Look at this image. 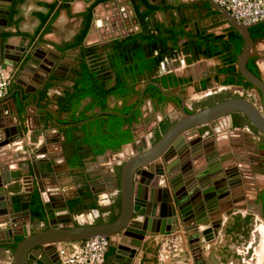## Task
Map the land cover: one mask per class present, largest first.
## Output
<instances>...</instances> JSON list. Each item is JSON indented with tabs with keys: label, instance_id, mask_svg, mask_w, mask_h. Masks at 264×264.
<instances>
[{
	"label": "crops",
	"instance_id": "crops-1",
	"mask_svg": "<svg viewBox=\"0 0 264 264\" xmlns=\"http://www.w3.org/2000/svg\"><path fill=\"white\" fill-rule=\"evenodd\" d=\"M3 3L4 10L9 13L7 26L2 29L5 35L0 33L1 37H5L6 51L2 64L6 65V70L10 73L11 82L6 95L0 98V117H10L11 121L8 122L13 125V117L17 115L22 135L14 142V148L19 149L21 143L26 141L28 145L23 152L33 151L41 146L44 150L39 152L36 160L44 162L41 163L43 173L40 176L30 170L25 183L19 180L3 185L5 199L2 202H5V207L9 210L8 225L14 231L20 224L34 219V211L23 205L29 202V189L42 185L46 187L47 206L51 212L55 202L53 189L62 190L63 187L65 190L61 193L71 192L68 196L62 195L63 199L68 198V209L75 222L81 223L86 219L87 222H95L97 219L107 221L110 215L119 212V205L115 202L119 194L120 171L115 174L111 170V164L114 161L119 165L122 156L130 149L125 153L122 151L121 157L117 154L98 156L93 162L84 163L81 167H65L62 158L57 155L61 151L60 146L66 151L71 149L66 135L75 125L76 122L73 121L80 111L68 109L65 97L75 87L79 65L92 64L95 68L96 61L89 59L91 52L103 50L113 41L102 42L103 37L114 32L110 18L114 19L116 30L120 29V23L124 28L130 26L137 30L130 15L131 8L136 17L138 13H143L138 20L140 26L143 23L145 28L163 33L170 29L176 31L177 45L187 43L190 37L208 35L220 36L223 41L232 26L208 0H146V3L141 0H5ZM93 9L96 23L88 35ZM87 17L90 18L89 23H86ZM85 39L90 45H84ZM216 45L223 46L222 43ZM259 53L264 54V39L252 48L251 55ZM221 55L226 54L223 52ZM186 58L185 55L174 58L169 62L168 68L171 73L186 80V84L175 87L186 99V104L202 98L209 89L222 88L220 84L225 77L218 73V57L203 59L196 56L191 62ZM216 79L217 84L214 82ZM224 88L229 89L231 86ZM152 115L159 118L157 113ZM212 130L216 134L215 145L223 146L224 150L246 149L249 147L247 140H258L248 125L235 124L230 115L222 122L213 124ZM137 131L139 136L145 135L144 127H138ZM204 135L206 133L202 137ZM14 151L8 156L18 165L23 157L17 150ZM250 155L253 159L260 158L259 154ZM52 171L54 178L47 173ZM45 175L49 177H44ZM88 177L90 181L87 182ZM86 182L91 184L93 193L99 198L90 211L84 206L78 209L80 201L75 196L78 191L88 189ZM9 198L10 206L7 204ZM257 219V216L254 217L256 225ZM163 240L165 241L148 239L138 250L132 264H184L176 252L180 244L178 239L167 237ZM77 244L76 241H69L61 246L71 252ZM2 247L3 245L0 246V264L8 263L7 254ZM107 255L106 252L105 258ZM189 260L188 258L186 264H191Z\"/></svg>",
	"mask_w": 264,
	"mask_h": 264
},
{
	"label": "water",
	"instance_id": "water-1",
	"mask_svg": "<svg viewBox=\"0 0 264 264\" xmlns=\"http://www.w3.org/2000/svg\"><path fill=\"white\" fill-rule=\"evenodd\" d=\"M4 1L0 0V33L8 23L9 12L4 10ZM115 1L111 0V2ZM208 2L242 36L244 45L237 55L236 67L240 75L259 92L260 105L257 106L250 99L239 96L219 101L192 112H186L181 95L168 94L158 82L149 80L141 87L140 99L146 87L153 85L164 96L180 98L181 117L174 121L156 142L150 145L146 144L143 137H139L136 125L130 127L134 141L129 143V146L135 148L136 143L140 140L141 151L134 149L135 151L130 153L128 157L122 156L125 159L120 169L118 186L120 210L117 217L111 222L98 224L91 222L76 225L65 200L54 202L52 204L53 212H51L48 209L45 194L37 187L45 216L34 218L33 222L28 220L24 225L23 223L20 224L21 227L15 228L14 231H11L7 222L9 210L5 207V202H2L5 199V186L3 185L18 180L25 183L29 177L30 167L36 174L35 166L39 162L36 160L39 152L44 150L41 146L33 151L23 152L24 147L28 145L26 141L21 143L19 149L14 148V142L16 143L18 137L22 135L17 115L13 117V125L8 122L11 121L10 117H0V246L3 245L2 248L7 254L8 261L4 264H62L59 247L63 242L76 241L81 243L95 236L107 240V252L113 248L112 254L108 255L102 264H132L138 250L143 247L148 239L154 238L161 242L167 237L177 239L180 228L179 220L184 231L187 229V225L195 227L193 226L195 224H206V221L197 219L196 207L199 204H196V191L192 185L198 181L195 172L200 170L202 166H195L194 162L195 160L198 161L197 158L202 153H208V156L205 155L206 161L213 159L208 163L209 169L198 181L204 186L205 183L218 178L219 159L222 158L220 155L224 149L223 146L215 145L216 134L214 131L204 138L202 135L192 138L190 136L192 130L214 122L220 123L227 116L238 112L249 120L261 136H264V81L246 66L253 48V41L248 29L254 24L240 23L226 8L214 0H208ZM124 15L126 14L124 13ZM130 15L137 30L130 26L124 28L121 23L119 24L120 29L116 30V25L113 23L114 19L110 18L114 32L103 37L102 42L121 39L141 31L133 8H131ZM260 22H264V20ZM95 23L96 16L93 9L88 35L93 31ZM86 39L84 45H90V43H86ZM5 53L4 37L0 36V67L4 69H6V65L2 62ZM186 59L188 62L192 61L190 56H187ZM14 149L23 157L18 165L8 156V154L15 152ZM121 152L122 150L114 154L121 157ZM207 157L209 158L207 159ZM39 170H41L40 167ZM11 172L14 175H11ZM47 173L54 178L53 171ZM21 174L22 176H20ZM209 185L208 193L210 194H208V198L204 197L205 202H212L215 195V192H212L214 189L212 183ZM206 189L207 186L199 191L207 194ZM33 191L34 187H31L29 189L30 199L33 196L31 195ZM7 204L11 205L10 198L7 200ZM192 205H194L193 209ZM191 213H194L192 218ZM32 224L38 227L37 231L32 232ZM15 235L20 236L21 240L17 241Z\"/></svg>",
	"mask_w": 264,
	"mask_h": 264
},
{
	"label": "flooded vegetation",
	"instance_id": "flooded-vegetation-1",
	"mask_svg": "<svg viewBox=\"0 0 264 264\" xmlns=\"http://www.w3.org/2000/svg\"><path fill=\"white\" fill-rule=\"evenodd\" d=\"M3 31H1L2 33ZM136 34V33H134ZM2 35H5V33H2ZM133 35V34H132ZM129 36V35H128ZM5 38V37H4ZM116 40V39H115ZM262 39H258L254 41L253 47L260 42ZM171 46V45H170ZM186 43L182 45H178L176 48H170V54L167 53L166 56L162 59L159 67L156 69L155 74L149 75L148 72L142 76L140 82L136 85V89L141 88L146 82L149 80L157 82L155 79L159 78H168V85L167 86H162L165 90L166 93L168 94H178L181 95L179 91H177V88L186 84V82H182L180 84H177L176 82H173L171 80V77H179L176 76L174 73H171L168 68H169V62L174 60L176 56L180 55H185V56H190L193 60V56H197L198 53L203 51L202 48H192L190 46L191 53H186L185 52V47ZM95 51V50H94ZM91 57L89 59H93L96 61L94 64L95 69H99L100 72L104 73L103 74V79H104V85L106 88L111 87L114 84V72L115 70L113 69V66L110 64L108 60V56L112 55V52L110 51L109 47L104 48L103 50L91 52ZM198 57V56H197ZM250 57H255V63L257 66V72L256 76L260 77L264 81V54H257L255 56L251 55ZM249 57V58H250ZM203 59H210L213 57H208ZM220 62V68L223 66L221 64V60L218 58ZM249 60V59H248ZM248 62V61H247ZM79 68V67H78ZM78 70V69H77ZM225 77V76H224ZM217 84V79L214 81ZM224 80L221 82V89H209L202 98L207 97L211 94H215L220 91H227L228 88H224L225 86H231V87H237L241 88V86L237 85H228L223 83ZM160 85V81L158 82ZM153 86V85H152ZM157 88V87H156ZM175 88V89H174ZM179 89V88H178ZM243 90V89H242ZM141 91V89H140ZM253 91H255L258 96L259 92L253 88L247 91L248 94L253 95ZM245 92V91H243ZM72 95H75L74 90L69 92ZM161 93V92H160ZM243 94V93H242ZM161 95L164 97V99H160L158 95H151L148 94L145 90L144 93L140 99V93L138 96L133 95L129 98L127 104L133 103L135 100L137 102V108L139 110V121H137L134 125L138 127H144L145 129V135L144 136H139L140 138L143 137L144 141L146 144L150 145L153 144L154 142L152 141L153 135L155 130L159 128L160 123L163 120H169L172 123L176 121L178 118L181 117V112H180V106H181V100L178 97L175 96H164L162 93ZM76 96V95H75ZM182 96V95H181ZM183 101H184V107L186 112H192L195 111L192 108V105L197 102L198 100L202 99L199 98L198 100L191 101L189 104H186L185 98L182 96ZM79 100V99H78ZM80 102L78 103V109L80 112L85 110L89 105L92 104L91 100L88 98L84 97L79 100ZM107 103L108 107L111 109L114 106H121L123 103V99L119 97H115L113 95H108L107 97ZM252 101V100H251ZM260 101V97H259ZM254 102V101H252ZM255 103V102H254ZM257 105V104H256ZM260 105V104H259ZM257 105V106H259ZM135 108V107H134ZM168 109L170 112H168ZM135 110V109H134ZM198 110V109H196ZM107 112H112V113H117L114 112L113 110H100L98 107L93 108L90 111H86V114L91 118L93 113H99L104 116L107 114ZM152 113H157L159 118H154V115ZM175 114H178V117L175 118L174 120H171V116ZM88 117V118H89ZM92 121V120H91ZM216 122L210 124V125H204L200 128H196L192 130V134L190 135L192 138H197L200 135H203L206 133V135L203 136H208L213 133L212 126ZM256 136L258 137L257 141H249L248 148L243 149V148H234L233 153L232 150H223L222 158H220V165L218 166L220 170H218V178L215 180L210 181L209 183H212L213 190L212 192H215L214 198H212V202L206 201L204 197L208 198V193L209 191V183H205L204 186L200 184L199 179H201L202 175L208 170V163L211 162L213 159H208L207 161L205 159V155L208 153H202L200 157L197 158L198 161L195 160L194 165L201 167L200 170H197L195 173L197 174L196 177H198V181L196 184L192 185L193 188L196 191V196L197 198L195 199L196 204H199L196 207V212L198 214L197 219L201 221H206L205 225H198L195 224L193 226L195 227H190L187 225V229L185 231L182 229V224L180 222V228H179V235H177V239L180 242L179 248L177 249L176 252L178 253V256L180 257L179 259L183 260L182 262L186 264V261L188 258L190 259L189 261L191 264H228L231 262L233 264L235 261L232 260H227L226 262L221 260V257L217 253V247L218 241H220V236L223 232L224 236L229 238L230 234H232L234 231L237 230L238 232H241V235L239 237L244 238L243 235L247 234L249 232L250 227V219L252 218L253 221L254 217L257 216V224L258 222L260 225H262V230H264V136H261L257 131H253ZM133 136L132 139L124 144L121 145L120 149L116 151L112 150H106L104 153L99 154V155H88L84 157L80 154V158L74 155H72L73 147L71 149H67L68 151L64 150L63 147L60 146L59 153L57 154L60 158H62V164L66 167H70V165H77L78 167H81L84 165V163L88 162H93L96 157L98 156H107V155H112L114 153H117L119 151H123V149L126 147L128 150V153L125 155L128 157L130 153L135 151H141V145H140V140L136 143V147L133 148V146H129V143L133 142ZM208 152V151H207ZM258 155L260 158L258 159H253L251 158V155ZM128 155V156H127ZM79 156V154H78ZM199 158H203L204 160H199ZM80 159V162L78 160ZM83 161L81 162V160ZM86 159V160H85ZM122 161L120 162L119 165H116L114 161L111 164V170L116 174L118 173L117 171H120L121 165L124 162L125 157L121 158ZM76 160V161H75ZM43 161H41L42 163ZM38 162V164L35 166L36 167V173L40 176V173L43 170L42 164ZM44 163V162H43ZM52 165V164H51ZM39 167L41 168L39 172ZM31 170V167H30ZM34 173V172H33ZM120 174V173H119ZM11 175H14L11 172ZM22 176V174L20 175ZM51 176V175H50ZM44 177H49V175H45ZM19 181V180H18ZM55 181V180H54ZM90 181V177L87 178V182ZM40 182V181H39ZM87 190L82 189L81 191H78L75 195L77 198H79V205L78 209L84 206V208L87 211L93 210V206L98 202L99 198L97 194H94L92 191V187L90 183H87ZM84 181H82V184ZM52 185V184H51ZM207 186V194L200 192L204 187ZM54 187V186H53ZM56 187V186H55ZM41 191L45 194L46 200L48 199L45 193L46 187L44 185L39 187ZM62 190H65V188L62 187ZM62 190H56V188L53 189V194L55 199L53 201L55 202H61V201H66L67 199H63V195H69L71 192L68 193H61ZM200 190V191H199ZM28 193H30L28 191ZM32 194V193H31ZM63 194V195H62ZM33 195L38 197L41 210H42V215L37 216L38 217H44L45 213L43 204L40 202L39 198V191L37 188H34ZM30 197V195H29ZM28 197V198H29ZM48 203V202H47ZM67 206L68 203H67ZM200 207V208H199ZM194 208V205H192V209ZM53 209V208H52ZM195 211V209H194ZM79 212H81L79 210ZM71 213V212H70ZM195 213V212H194ZM194 213H191V218L194 216ZM204 213V216H203ZM206 214V215H205ZM190 217V215H188ZM30 222H33V220H30ZM75 223V222H74ZM76 224V223H75ZM24 225V223H23ZM185 226V225H184ZM21 227V226H20ZM43 227H45L43 225ZM32 232L37 231L38 227L34 226L32 224L31 228ZM253 229H250L252 231ZM254 230L258 231V228L255 227ZM252 236L253 233H248L247 236ZM262 233L260 232V236H255L253 235L252 241L249 242L247 248L251 249L252 244L255 241V238L257 237V244L261 246L262 244ZM15 239L17 241L21 240L20 236L15 235ZM165 241V240H163ZM260 246L258 249H260ZM180 250V252H179ZM249 250H247L248 253ZM113 248H110V250L107 252L108 255L112 254ZM257 255L256 253H254ZM107 255V256H108ZM248 258V256H240L238 259L237 264H245L247 260L245 259ZM106 258L104 257V260ZM252 260V263L250 264H264V255L260 256L257 255L250 258Z\"/></svg>",
	"mask_w": 264,
	"mask_h": 264
},
{
	"label": "trees",
	"instance_id": "trees-1",
	"mask_svg": "<svg viewBox=\"0 0 264 264\" xmlns=\"http://www.w3.org/2000/svg\"><path fill=\"white\" fill-rule=\"evenodd\" d=\"M141 2L146 3V0H141ZM142 16L143 13H138V20ZM89 19V17L86 18V23H89ZM248 30L253 41L264 39V22H257ZM175 32L173 29L167 30V33L151 30L145 28L142 23L140 32L113 40L109 45L112 55L108 56V60L115 70V75L114 84L109 88H106L104 85L102 77L104 73L100 72L99 69H95L92 64L85 65L81 63L79 65L76 72L78 77L77 82L75 83V87H73L76 96L69 93L65 97V105L68 109L75 111L78 109L79 100L84 97L91 100L92 104L82 112L77 113L75 121H73V123H76L66 135V140L73 147V151H71L72 155L75 156L76 154L77 158H80L81 154L84 159L88 155L96 156L104 153L106 150L116 151L120 149L122 144L132 139L130 127L139 121V110L136 106V100L129 105L127 102L131 96L139 95L141 88L136 89V85L140 82L142 76L146 72L149 75L155 74L162 59L170 52V48L178 47L177 34ZM221 40L220 36L212 35L197 38L190 37L184 50L186 53H191L189 46L192 48H202L203 51L198 53V57H218L223 65L219 68L218 73L225 76L224 84L241 86L243 91L247 93L254 86L240 75L236 67L237 55L241 52L244 45L243 38L238 31L231 27L225 40ZM216 43H222L223 46L220 47ZM223 52L226 55L222 56L221 53ZM88 53H90V50H88ZM193 57L195 58L196 56L194 55ZM254 60L255 57H250L246 66L252 73L256 74L257 66ZM155 80L157 82L160 81L162 86L168 85V78L162 77ZM171 80L177 84L186 82L184 78L174 76L171 77ZM145 91L148 94L158 95L160 99H164L155 86L148 85ZM108 95L123 99L122 105L114 106L110 109L106 101ZM244 96L242 95V97ZM231 97H239V95H232L228 91L211 94L195 102L193 105L198 104L199 107L193 108V110L213 105ZM95 107H98L100 110H113L118 114L107 113L102 116V114L93 113L90 118L86 114V111H90ZM230 116L235 124L248 125L253 131H256L244 115L235 112ZM171 124V121L163 120L159 128L155 130L152 141L156 142ZM78 162H80V159ZM116 203L119 205L120 210V193L117 196ZM25 206L34 211V218L42 215L37 196H31L30 201L26 205H23V207ZM118 213L110 215L107 221L97 219L94 223L111 222L117 217ZM13 248L15 247L13 246Z\"/></svg>",
	"mask_w": 264,
	"mask_h": 264
},
{
	"label": "built area",
	"instance_id": "built-area-1",
	"mask_svg": "<svg viewBox=\"0 0 264 264\" xmlns=\"http://www.w3.org/2000/svg\"><path fill=\"white\" fill-rule=\"evenodd\" d=\"M240 23L255 24L264 20V0H214ZM11 82L10 73L0 67V98L7 93ZM107 252V240L95 236L78 242L71 252L61 245L59 256L62 264H102Z\"/></svg>",
	"mask_w": 264,
	"mask_h": 264
},
{
	"label": "rangeland",
	"instance_id": "rangeland-1",
	"mask_svg": "<svg viewBox=\"0 0 264 264\" xmlns=\"http://www.w3.org/2000/svg\"><path fill=\"white\" fill-rule=\"evenodd\" d=\"M230 94L232 95H245L244 97L254 101L257 105L260 104L259 101V96L258 94L253 91V95H250L248 93H245L242 91L241 88H237V87H231L227 90ZM243 92V94H242ZM199 107V105H192V108H197ZM178 117V114H175L171 116V120H174L175 118ZM127 150V148L125 147L123 149V152L125 153V151ZM126 155V154H125ZM128 156V155H127ZM88 219H86L84 222H75L76 224H88L94 221H89L87 222ZM250 227L249 228V232L248 233H253L254 237L255 236H260V232L262 233V244L261 246L257 244V237L255 238V241L252 244V248L248 249L247 246L249 244L250 241H252L253 235L250 237L249 235L247 236V234L243 235L244 238L239 237V235H241V232L237 233V230L234 231L232 234H230L229 238L227 239L226 236H224L223 232L220 236V241H218V247H217V253L218 255L221 257V260L226 262L227 260H232L235 261L233 264H237L238 259L240 256H248V258L245 257V259L247 260V263L245 264H250L252 263V260L250 258H252L254 256L260 255L263 256L264 255V230H262V225H260V223L258 222V224H255V221L252 220V218L250 219ZM257 227L258 231L254 230V228ZM250 229H253L252 231H250ZM67 242H63L62 244H65ZM260 246V249H258ZM247 250L248 253H247ZM262 252V253H261ZM254 253H256L257 255H255Z\"/></svg>",
	"mask_w": 264,
	"mask_h": 264
},
{
	"label": "bare ground",
	"instance_id": "bare-ground-1",
	"mask_svg": "<svg viewBox=\"0 0 264 264\" xmlns=\"http://www.w3.org/2000/svg\"><path fill=\"white\" fill-rule=\"evenodd\" d=\"M262 253V252H261Z\"/></svg>",
	"mask_w": 264,
	"mask_h": 264
}]
</instances>
